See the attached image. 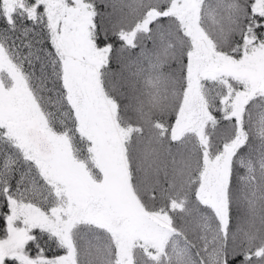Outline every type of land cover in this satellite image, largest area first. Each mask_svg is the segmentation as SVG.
I'll list each match as a JSON object with an SVG mask.
<instances>
[{
  "label": "trees",
  "instance_id": "trees-1",
  "mask_svg": "<svg viewBox=\"0 0 264 264\" xmlns=\"http://www.w3.org/2000/svg\"><path fill=\"white\" fill-rule=\"evenodd\" d=\"M4 1L0 48L5 58L22 66L26 87L51 117L54 131L70 132L69 138L83 149L88 143L75 134L62 59L53 43L51 0H9L8 8ZM63 1L74 5V0ZM79 1L89 16L93 47H107L98 85L115 108L130 188L146 213L168 219L170 231L162 248L137 239L129 263L264 264V94L245 95L248 86L232 75H200L197 91L207 118L200 134L192 128L174 137L189 85V55L196 47L179 16L166 13L174 0ZM196 1L197 28L214 52L238 61L255 48L264 49V0ZM258 3L262 7L255 10ZM241 94L247 97L241 114L231 117ZM18 145L0 123V239L10 201L44 213L62 205L38 166L44 158L34 149L26 156ZM227 147L232 151L222 220L200 199L199 190L206 161H216ZM94 224L77 222L68 231L74 264H120L112 233ZM28 237L18 254L1 253V264H24L18 257L54 264L47 259L67 252L58 235L43 227H32Z\"/></svg>",
  "mask_w": 264,
  "mask_h": 264
},
{
  "label": "rangeland",
  "instance_id": "rangeland-1",
  "mask_svg": "<svg viewBox=\"0 0 264 264\" xmlns=\"http://www.w3.org/2000/svg\"><path fill=\"white\" fill-rule=\"evenodd\" d=\"M8 1H4L6 8L10 7ZM174 2L166 13L179 16L196 46L189 55V85L173 129V136L179 137L182 132L192 128L200 134L202 123L207 118L197 91L200 75H232L244 81L243 86H248L249 93L245 95L257 91L264 94V49L255 48L238 61L217 54L197 28L198 1ZM84 7L79 0H74L72 6L66 5L63 0H51L48 9L54 33L53 43L62 59V83L73 110L74 131L78 140L88 143L83 149L69 138L70 132L59 135L54 131L51 117L38 108L26 87L22 66L14 59V62L6 59L0 48V123L6 126L26 156H30L34 148L24 130L27 125L38 122L39 128L51 142L53 154L37 163L41 173L56 188L62 202L59 207L44 213L33 205L10 201L5 234L0 239V255L5 253L12 257L14 253L18 254L23 249L22 242L29 238L32 227H43L58 235L67 247L65 254L47 261L74 264L68 231L77 222H89L105 227L112 233L118 262L130 264V248L134 241L140 239L160 250L170 231L168 219L146 213L130 188L122 132L115 121V108L109 98L103 97L98 85V67L105 58L107 47L98 49L90 42L87 32L89 16ZM261 7L262 3H258L255 10ZM246 98L242 94L236 97L231 117H239ZM231 149L225 148L223 156L214 162L206 161L199 190L200 199L213 207L222 220L226 218L223 199ZM18 259L24 264H38L36 259Z\"/></svg>",
  "mask_w": 264,
  "mask_h": 264
},
{
  "label": "water",
  "instance_id": "water-1",
  "mask_svg": "<svg viewBox=\"0 0 264 264\" xmlns=\"http://www.w3.org/2000/svg\"><path fill=\"white\" fill-rule=\"evenodd\" d=\"M26 138L30 145L36 150L40 158H46L52 153V145L45 133L38 126V122L32 125H27L24 130Z\"/></svg>",
  "mask_w": 264,
  "mask_h": 264
},
{
  "label": "flooded vegetation",
  "instance_id": "flooded-vegetation-1",
  "mask_svg": "<svg viewBox=\"0 0 264 264\" xmlns=\"http://www.w3.org/2000/svg\"><path fill=\"white\" fill-rule=\"evenodd\" d=\"M53 152V151H52ZM51 154H53V153H51ZM51 154H49V156L51 155ZM48 156V157H49ZM48 157H46V158H44V159H48ZM122 178L119 176V180H121ZM88 190V189H87ZM89 198H91V196L89 197Z\"/></svg>",
  "mask_w": 264,
  "mask_h": 264
}]
</instances>
